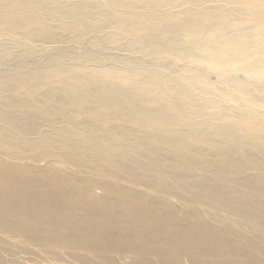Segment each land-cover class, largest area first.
<instances>
[{
  "label": "bare ground",
  "instance_id": "obj_1",
  "mask_svg": "<svg viewBox=\"0 0 264 264\" xmlns=\"http://www.w3.org/2000/svg\"><path fill=\"white\" fill-rule=\"evenodd\" d=\"M6 3L12 14L0 18V33L12 29L27 35L20 28L34 23L25 16L32 8L24 0H0V6ZM253 3L264 9V0ZM57 17L65 31L84 38L80 8L67 15L58 11ZM217 22L215 18L214 25ZM185 31L169 30L164 40L186 51L207 50L208 44L230 34L212 28L205 33L189 27ZM47 74L36 70L17 84L11 77L0 79V123L6 128L0 125V250L15 256L9 260L0 251V264H37L25 262L21 255L28 244H11L1 235L55 252L54 264H118L116 253L127 264H153L148 259L152 253L161 264H183L186 255L197 264H260L247 252L254 240L233 238L238 233L222 221L217 226L205 220L193 223L192 212L180 223L168 221L173 215L163 213L154 197L134 185L152 187L156 178L147 172L167 173L159 161L164 148L169 166L183 168L174 177L184 182L187 201L248 220L257 225L254 228L264 227L263 122L235 109L222 113L209 108L203 90H187L167 79L122 75V82H116L73 70V82L52 92L42 80ZM33 114L42 123H34ZM117 121L129 123L138 135L130 136ZM109 123L111 137L104 134ZM75 131L82 139L84 133L89 135L93 143L77 140ZM157 141L165 146L158 147ZM67 163L81 166L79 170L92 168L101 183H83L79 171L70 178L58 167ZM254 169L261 172L251 173ZM198 172L200 176L193 177ZM208 172L213 175L209 180ZM229 180L234 184L228 186ZM96 188L104 195L97 196ZM64 248L86 249L92 255L76 254L81 259L71 263L60 254ZM226 251L230 258L210 260Z\"/></svg>",
  "mask_w": 264,
  "mask_h": 264
},
{
  "label": "rangeland",
  "instance_id": "obj_2",
  "mask_svg": "<svg viewBox=\"0 0 264 264\" xmlns=\"http://www.w3.org/2000/svg\"><path fill=\"white\" fill-rule=\"evenodd\" d=\"M24 2L32 8L25 16L34 19V23L20 28L26 30L27 35H17L12 29L0 33V79L11 77L15 79L11 80L13 84L23 83L22 77L29 73L36 70L46 71L48 74L42 80L51 87L52 92L60 85L73 82L71 79L73 70H84L90 75L116 82H122V75H140L138 77L143 79L158 81L167 79L170 83L187 90L194 88L203 90L202 94L209 108L220 109L222 113L235 109L264 123V9L261 10L253 0H24ZM8 7H10L8 3L0 6V18L12 14L7 13L12 12L6 10ZM77 8H80L84 18L82 40L73 37L76 35L73 30L65 31L64 22L60 24L57 17L58 11L62 15L74 14ZM215 18L218 25H214ZM187 27L198 28L202 33L212 28L219 33L230 34L225 35L224 39L208 44L207 50L194 47L186 51L165 42L167 31L174 30L185 34ZM44 33L47 37L39 35ZM59 69L63 72L58 71ZM135 92L141 94L140 89H135ZM32 120L34 123L43 121L37 114L32 115ZM117 122L128 128L130 136L138 135V131L129 123ZM0 125L6 129L1 123ZM110 125L111 123L106 125L107 130ZM6 126L16 137L21 136L19 130ZM104 134L107 137L112 136L110 130ZM74 137L82 140L85 145L93 143L91 137L85 133L82 139L79 131H75ZM157 143L158 147L165 146L163 142ZM160 157L159 161L166 166L167 173L147 172L156 178L154 185L134 187L144 189L158 202L163 213L173 215L168 221L180 223L189 218L188 212H192L193 223L205 220L217 226L222 221L225 226L232 227L234 232L238 233L233 234V238L242 237L245 243L246 239L255 241L247 252L257 262L264 264V227L254 228L257 225L248 220L244 221L219 209L187 201L184 182L174 177V174L182 173L183 168L169 166L168 150L164 148ZM67 164H58L66 175L79 171L78 178L83 180V183L84 181L101 183V178L94 174L92 168L84 166L79 170L81 166ZM259 172L261 171L256 169L251 171ZM199 173L193 177H199ZM208 174L207 180L213 176L209 172ZM69 177L72 178L70 175ZM112 179L127 184L122 179L116 177ZM233 184L232 180L227 183L228 186ZM96 195L102 196L104 191L96 188ZM172 223L166 229L171 228ZM1 237L11 244H28L23 245L26 252H21V255L26 257L25 262L30 263L31 259L37 264L57 263L58 256L55 252L46 251L41 245L25 243L21 238L11 235ZM75 250L64 248L60 250V254L66 261L71 259V263L81 259H76L74 256L76 254L83 257L91 254L86 249ZM0 251L9 260L15 258L11 251ZM243 253L242 259L246 261V244ZM114 257L118 264H127L119 254H114ZM230 257L231 253L226 251L218 256H211L210 260ZM148 259L153 264H161L153 253ZM105 263L106 261L99 260L94 264ZM79 264L89 263L82 261ZM183 264L197 263H193L186 255L183 257Z\"/></svg>",
  "mask_w": 264,
  "mask_h": 264
}]
</instances>
